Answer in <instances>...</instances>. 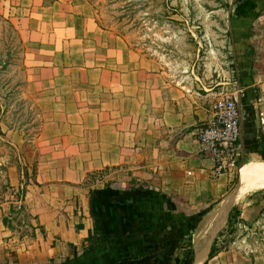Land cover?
<instances>
[{
	"label": "crops",
	"instance_id": "0c3cea01",
	"mask_svg": "<svg viewBox=\"0 0 264 264\" xmlns=\"http://www.w3.org/2000/svg\"><path fill=\"white\" fill-rule=\"evenodd\" d=\"M253 9L233 25L241 39V46L232 43L239 156L247 162L241 169L264 163L258 134L264 16ZM53 10L18 18L23 39L40 54L29 82L43 97L40 155L48 161L37 168L24 204L47 237L56 238L39 264H196L197 253V264H232L227 252L208 258L224 215V200L217 199L232 176L213 178L198 150V130L212 115L211 94L169 80L152 59L87 16ZM50 159L68 161L59 167ZM106 168L128 171L134 183L121 181L120 173L106 185L82 182ZM92 215L102 239L95 245L85 242ZM27 263L16 257L11 264Z\"/></svg>",
	"mask_w": 264,
	"mask_h": 264
},
{
	"label": "rangeland",
	"instance_id": "374dc122",
	"mask_svg": "<svg viewBox=\"0 0 264 264\" xmlns=\"http://www.w3.org/2000/svg\"><path fill=\"white\" fill-rule=\"evenodd\" d=\"M239 1L0 0V64L6 63L0 71V129L5 134L0 138L12 148H0V161L7 165L6 173H0V264H11L16 257L21 262L26 259V263L39 264L50 242L54 245L56 241L48 238L44 230L40 231L42 227L35 222L24 201V208L19 209L22 186L27 185V189L32 186L37 168L42 161H48L40 155L45 146L39 139L44 119L43 97L29 82L31 69L40 63V54L23 39L18 18H28L34 13L49 14L54 8L70 10L78 18L85 15L99 29L118 37L122 45L152 59L154 69L165 70L169 80L183 79L185 85L198 92L211 94L210 104L214 94L234 89L236 60H233L232 43L235 41L236 45L241 39L233 33V25L239 18L235 11ZM254 7H260L264 16V0H251L242 16ZM67 161L49 160L53 166L63 164L59 167H65ZM240 171L239 165L228 178L221 193L223 197L217 201H223L236 184L240 186ZM127 172L106 168L86 175L82 182L106 185L116 182L113 177L120 173L121 181L134 183ZM6 176L13 188H4ZM239 190L230 206L229 214L233 212V218L230 222L226 219L219 230L221 236L219 233L215 237L218 252L214 255L227 252L226 261L232 264H264V189L248 192L241 198H238ZM4 217L6 226L2 224ZM213 226L214 222L210 227Z\"/></svg>",
	"mask_w": 264,
	"mask_h": 264
},
{
	"label": "built area",
	"instance_id": "2783aa9c",
	"mask_svg": "<svg viewBox=\"0 0 264 264\" xmlns=\"http://www.w3.org/2000/svg\"><path fill=\"white\" fill-rule=\"evenodd\" d=\"M237 90L214 94L211 117L198 130L199 152L209 161L213 178L235 172L240 165ZM258 134L264 140V109L258 114Z\"/></svg>",
	"mask_w": 264,
	"mask_h": 264
},
{
	"label": "trees",
	"instance_id": "16d2710c",
	"mask_svg": "<svg viewBox=\"0 0 264 264\" xmlns=\"http://www.w3.org/2000/svg\"><path fill=\"white\" fill-rule=\"evenodd\" d=\"M250 5H251V0H241V1H239L238 6H236V8H235L236 15L238 17H241L244 14L245 8L250 6ZM0 65H1L0 71H2L4 69V66L6 65V63L2 62V64H0ZM0 112H1V110H0ZM0 135L5 136L4 132H2L1 129H0ZM4 147H8V149L12 150V148L9 147L8 142L0 138V148H4ZM6 171H7V165H5L3 162L0 161V173L1 172L2 173H6ZM24 175L27 176V173L25 172ZM26 187H27V185L26 186H22V190H21L22 191L21 192L22 193L21 194V204L22 205H20L19 209H23L24 208V205H23L22 202L24 201V198H25V195H26V192H27V188ZM4 188L5 189L13 188L10 185V182H9L7 176L5 177ZM233 215H234L233 212H231L228 215V222H230V220L233 218ZM92 220H93L92 231L89 232L87 238L85 239V242H87L88 244H94V245L95 244H100L102 239H101V232H100V229H99V223H98V220L95 218L94 215H92ZM2 224H3V226L7 225V220L5 219V217L2 219ZM40 231L43 232V228H40ZM218 236H221V233ZM216 252H218V251L216 249V240H214L213 245H212L211 250H210V253L208 255V258H212ZM204 264H207V263L205 262Z\"/></svg>",
	"mask_w": 264,
	"mask_h": 264
},
{
	"label": "bare ground",
	"instance_id": "6f19581e",
	"mask_svg": "<svg viewBox=\"0 0 264 264\" xmlns=\"http://www.w3.org/2000/svg\"><path fill=\"white\" fill-rule=\"evenodd\" d=\"M240 174L241 182L238 198L248 192L264 189V165L248 164L241 169ZM222 207L223 205L220 210Z\"/></svg>",
	"mask_w": 264,
	"mask_h": 264
},
{
	"label": "water",
	"instance_id": "95a60500",
	"mask_svg": "<svg viewBox=\"0 0 264 264\" xmlns=\"http://www.w3.org/2000/svg\"><path fill=\"white\" fill-rule=\"evenodd\" d=\"M233 5L234 3L232 2L231 5H230V8H229V13H228V23H230V14L232 13V10H233ZM230 24H229V30H230ZM230 34H231V31H230ZM237 97L239 96L240 94V89L238 88L237 89ZM245 164L244 162V158H242L241 160V165H240V169L241 167ZM239 184H236L234 189L228 194V196L224 199V215L222 217V220H221V225L218 226V228L216 229V231L213 233L211 239H210V244L213 242V240L215 239V237L217 236V234L219 233V230L221 228V226L226 222V219H228V215H229V211H230V206H231V203H232V199H234V195L235 193L239 190ZM205 250V249H204ZM204 250L201 252V254L204 252ZM200 254V253H199ZM198 259H199V255L198 253L196 254V264L198 262Z\"/></svg>",
	"mask_w": 264,
	"mask_h": 264
}]
</instances>
